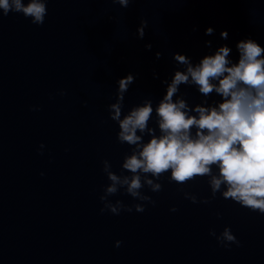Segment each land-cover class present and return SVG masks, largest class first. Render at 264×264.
I'll return each instance as SVG.
<instances>
[{
    "label": "water",
    "instance_id": "95a60500",
    "mask_svg": "<svg viewBox=\"0 0 264 264\" xmlns=\"http://www.w3.org/2000/svg\"><path fill=\"white\" fill-rule=\"evenodd\" d=\"M47 9L40 26L21 13L0 14V264H264V214L219 194L193 203L164 180L159 192L144 189L155 206L119 215L101 213L99 199L109 182L102 161L119 172L129 150L109 118L115 80L140 73L125 110L144 96L159 100L172 52L195 60L211 40L230 44L235 57L245 36L264 43V0H132L127 8L113 0H48ZM142 17L148 25L140 39ZM210 25L215 33L205 35ZM181 90L190 104L199 102L195 88ZM184 190L210 195L203 178ZM110 199L133 202L121 192ZM225 225L239 246L225 248L209 234Z\"/></svg>",
    "mask_w": 264,
    "mask_h": 264
},
{
    "label": "clouds",
    "instance_id": "9594fccd",
    "mask_svg": "<svg viewBox=\"0 0 264 264\" xmlns=\"http://www.w3.org/2000/svg\"><path fill=\"white\" fill-rule=\"evenodd\" d=\"M113 2L127 8L132 0ZM47 3L48 0H0V14L21 13L40 26L47 15ZM147 25L142 17L135 32L138 38H144ZM214 33L213 26L205 28V35ZM228 36V30L222 29L221 39L227 40ZM205 45L208 51L195 60L184 51L171 53L173 68L161 80L159 100L144 96L125 110L126 93L140 73L129 71L115 80V99L107 108L109 118L118 125V142L126 143L129 150L119 172L113 170L108 159L102 161V171L109 182L102 186L99 197L101 213L119 215L133 209L143 212L148 204H156L144 189L159 192L162 181L167 180L175 182L193 203H209L219 194L264 214V43L245 36L235 44V57L228 43L213 47V42L206 40ZM152 46L145 44L149 50ZM162 55L161 51L155 53L157 59ZM153 76L159 78L155 70ZM182 85L195 88L200 94L199 102L190 104ZM59 94L66 92L60 89ZM32 109L38 110V106ZM43 149L41 142L37 151L43 154ZM201 178L206 179L210 195L198 199L197 194L184 189ZM118 192L129 194L133 202L110 199ZM170 211H177L176 206ZM209 234L225 248H231L233 243L240 245L229 225L219 234L210 229ZM121 243L115 241L117 247Z\"/></svg>",
    "mask_w": 264,
    "mask_h": 264
}]
</instances>
